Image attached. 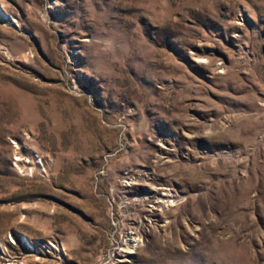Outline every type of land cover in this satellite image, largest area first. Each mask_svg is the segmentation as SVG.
I'll return each instance as SVG.
<instances>
[{
	"label": "rangeland",
	"instance_id": "rangeland-1",
	"mask_svg": "<svg viewBox=\"0 0 264 264\" xmlns=\"http://www.w3.org/2000/svg\"><path fill=\"white\" fill-rule=\"evenodd\" d=\"M0 264H264V0H0Z\"/></svg>",
	"mask_w": 264,
	"mask_h": 264
},
{
	"label": "bare ground",
	"instance_id": "bare-ground-1",
	"mask_svg": "<svg viewBox=\"0 0 264 264\" xmlns=\"http://www.w3.org/2000/svg\"><path fill=\"white\" fill-rule=\"evenodd\" d=\"M166 201V200H165ZM138 239V238H137ZM133 249V248H132Z\"/></svg>",
	"mask_w": 264,
	"mask_h": 264
}]
</instances>
